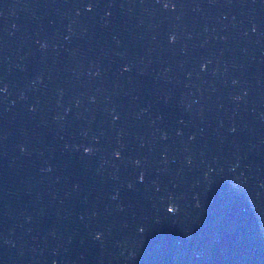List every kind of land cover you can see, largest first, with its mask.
I'll return each mask as SVG.
<instances>
[{
  "label": "water",
  "instance_id": "95a60500",
  "mask_svg": "<svg viewBox=\"0 0 264 264\" xmlns=\"http://www.w3.org/2000/svg\"><path fill=\"white\" fill-rule=\"evenodd\" d=\"M0 264H264V0H0Z\"/></svg>",
  "mask_w": 264,
  "mask_h": 264
}]
</instances>
